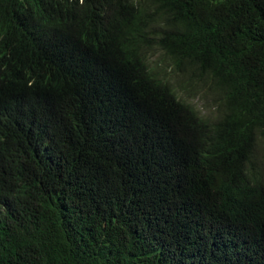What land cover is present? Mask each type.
Returning a JSON list of instances; mask_svg holds the SVG:
<instances>
[{
    "label": "trees",
    "instance_id": "1",
    "mask_svg": "<svg viewBox=\"0 0 264 264\" xmlns=\"http://www.w3.org/2000/svg\"><path fill=\"white\" fill-rule=\"evenodd\" d=\"M0 264H264V0H0Z\"/></svg>",
    "mask_w": 264,
    "mask_h": 264
},
{
    "label": "rangeland",
    "instance_id": "2",
    "mask_svg": "<svg viewBox=\"0 0 264 264\" xmlns=\"http://www.w3.org/2000/svg\"><path fill=\"white\" fill-rule=\"evenodd\" d=\"M159 57H160V56H159ZM157 58H158V57H157ZM164 59H165V57H162V60H164ZM200 107L202 108V106H201V102H200ZM202 109H203V108H202ZM203 111H204V112H208L209 109H206V108H205V109H203Z\"/></svg>",
    "mask_w": 264,
    "mask_h": 264
}]
</instances>
